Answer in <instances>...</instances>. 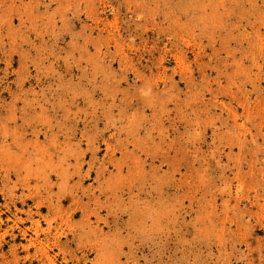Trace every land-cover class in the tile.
Returning <instances> with one entry per match:
<instances>
[{
    "label": "rangeland",
    "instance_id": "obj_1",
    "mask_svg": "<svg viewBox=\"0 0 264 264\" xmlns=\"http://www.w3.org/2000/svg\"><path fill=\"white\" fill-rule=\"evenodd\" d=\"M0 264H264V0H0Z\"/></svg>",
    "mask_w": 264,
    "mask_h": 264
}]
</instances>
